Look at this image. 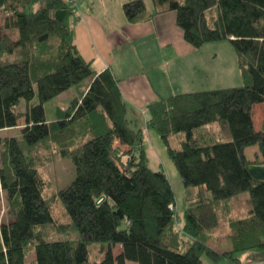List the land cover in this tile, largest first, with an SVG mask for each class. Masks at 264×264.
<instances>
[{"label":"trees","instance_id":"trees-1","mask_svg":"<svg viewBox=\"0 0 264 264\" xmlns=\"http://www.w3.org/2000/svg\"><path fill=\"white\" fill-rule=\"evenodd\" d=\"M154 2L159 11L176 12L194 48L229 40L244 80L148 106L150 126L184 186L195 188L183 226L177 227L175 192L165 170L150 167L145 132L129 118L120 80L110 68L97 72L75 44L76 6L69 0H0V131L18 128L24 119L19 135L0 141V187L10 213L0 221V264H28L30 246L33 264H204V255L241 264L250 252L264 257V180L248 168L264 165V122L257 130L253 119L254 106L264 102V0ZM146 9L145 0L123 4L131 23ZM79 84L80 96L49 120L45 103ZM177 133L185 134L180 149L170 143ZM53 144L75 166L73 181L56 193L68 225L56 223L52 200L44 195L39 152ZM251 146H258L261 160L247 158ZM243 197L250 208L240 213L234 205ZM221 212L229 217L232 249L220 252L209 240ZM96 242L105 243L100 261L90 255Z\"/></svg>","mask_w":264,"mask_h":264},{"label":"crops","instance_id":"crops-1","mask_svg":"<svg viewBox=\"0 0 264 264\" xmlns=\"http://www.w3.org/2000/svg\"><path fill=\"white\" fill-rule=\"evenodd\" d=\"M69 1L77 8L72 23L79 52L97 72L110 68L120 80L129 118L144 130L145 138L151 129L149 104L176 94L209 89V74L218 73L215 67L197 63L205 44L201 48L191 46L177 24L176 12L159 11L154 0H145L146 13L135 23L128 21L123 10V4L129 0ZM224 70L222 67L219 72ZM263 105L261 102L254 106L257 130L262 129L264 122ZM257 109L259 119L255 116ZM210 128L205 127V132ZM213 128L218 125L215 123ZM249 149H254L253 157L248 156ZM258 154V146L246 148L249 160L253 161Z\"/></svg>","mask_w":264,"mask_h":264},{"label":"rangeland","instance_id":"rangeland-1","mask_svg":"<svg viewBox=\"0 0 264 264\" xmlns=\"http://www.w3.org/2000/svg\"><path fill=\"white\" fill-rule=\"evenodd\" d=\"M0 25L4 26V20L0 17ZM58 43H56L57 45ZM57 48V47H56ZM201 48V47H200ZM198 64H202L206 67H215L218 69V73L211 75V81L207 85L209 89H218V88H227V87H237L244 84L243 76L241 69L238 64L237 53L233 44L229 40H222L216 42H209L206 43L199 51L198 55ZM225 67L223 73L219 72V69ZM203 76V75H202ZM203 79H205L203 77ZM86 85V84H85ZM179 83H176V87ZM83 84L76 85L71 89L65 91L60 96L47 101L45 103V110L47 118L51 121L57 120L59 118V109H67L70 101L74 97H79V89L82 88ZM203 90V89H197ZM32 103L37 104L38 98L32 101ZM27 102L22 100L20 103L21 109H26ZM264 107V105H263ZM260 110H255V116L259 119ZM259 115V116H258ZM24 119L19 121V127L13 128L11 130H3L0 131V141L2 138L6 136H15L20 134V128L23 127ZM81 124V123H80ZM77 124L75 127L81 129L82 125ZM149 130V134L146 135L144 140L145 148L149 154V164L150 167L154 170L164 169L172 188L175 192L176 198V218H177V227L181 228L185 221V211L188 206V196L190 193H193L194 187L186 188L182 182V178L169 156L167 146L165 145L164 141L162 140L161 136L157 133V130L152 129ZM205 132V128H200L196 130V134H202ZM185 138L184 133H177L171 136L170 143L173 148H181V141ZM59 147L52 145V149L43 148L39 152V156L41 157V165H40V172L45 179V191L44 195L47 198L52 200V210L53 216L56 220L58 225L65 224L68 225L69 218L66 215V212L61 205V203L56 198V193L61 188L70 184L73 179L75 178V166L71 158L60 156L58 153ZM253 150H248V156L253 157ZM258 157H255L256 160ZM261 160V158H258ZM1 165V160H0ZM237 209L244 210V213L247 209L250 208L249 202L245 197L239 198L234 205ZM242 206V207H241ZM224 213V212H223ZM221 212L220 215V224L210 231V240L209 243L212 247H214L218 251H225L232 249V243L230 241V234L231 229L229 226V217ZM10 217L8 203L5 196L4 191L0 187V221H7ZM58 229L57 226H54L53 229ZM72 237H75L74 233H71ZM63 237L62 235L56 234L55 237ZM53 237V236H52ZM54 237V238H55ZM105 243H91L89 245L91 259L94 261H100L103 258L102 248ZM121 251V246L117 245L114 252L119 253ZM35 259V253L30 246L28 256H27V263L33 264ZM204 264H227L224 261L216 263L212 261L206 255L203 256ZM241 264H264V257L259 256L254 252H250L245 254L242 257ZM127 264H138L135 261H127Z\"/></svg>","mask_w":264,"mask_h":264},{"label":"water","instance_id":"water-1","mask_svg":"<svg viewBox=\"0 0 264 264\" xmlns=\"http://www.w3.org/2000/svg\"><path fill=\"white\" fill-rule=\"evenodd\" d=\"M249 170L254 177L264 180V165L262 164H251L249 165Z\"/></svg>","mask_w":264,"mask_h":264}]
</instances>
